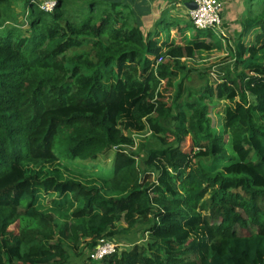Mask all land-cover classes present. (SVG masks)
I'll return each mask as SVG.
<instances>
[{
  "label": "trees",
  "instance_id": "16d2710c",
  "mask_svg": "<svg viewBox=\"0 0 264 264\" xmlns=\"http://www.w3.org/2000/svg\"><path fill=\"white\" fill-rule=\"evenodd\" d=\"M24 1L27 27L0 0V264H68L141 224L147 244L92 264H264V0H250L232 69L188 89L196 100L186 103L184 60L218 47L214 31L175 44L159 23L144 31L134 0H84L75 11L56 0L52 12ZM215 101H227L222 120ZM151 138L160 146L148 149ZM112 149V195L94 178L28 165ZM53 193L77 203L59 225L39 207Z\"/></svg>",
  "mask_w": 264,
  "mask_h": 264
},
{
  "label": "rangeland",
  "instance_id": "374dc122",
  "mask_svg": "<svg viewBox=\"0 0 264 264\" xmlns=\"http://www.w3.org/2000/svg\"><path fill=\"white\" fill-rule=\"evenodd\" d=\"M83 1L84 0H80V1L72 0L71 1L72 10L75 11L78 9V7L81 6H83L84 8L85 2ZM85 1L88 2L91 0H85ZM95 1L100 2L101 0H95ZM24 3H25L24 0H12L14 16L17 18V21L20 25H24L25 27H27L28 25L23 17V10L25 8ZM247 3L250 5V0H247ZM236 28L237 27L235 25H230V28L229 29L227 28L228 31L226 29V31L230 35L229 37L230 40L231 41L233 40L232 43H236L237 40V34H235L234 32L235 30H237ZM187 30H188L187 37L191 38L192 35L196 34L197 29L193 25H190L187 27ZM219 37H218V42L220 43L217 45L218 47L214 48L211 51H205V50L198 51L192 59L184 60L185 66H187L188 68L185 70L186 71L190 70L192 73H190L188 79L185 78L187 91L182 95L181 102L186 103L187 101L196 100V96L190 97V95L188 94L189 91L188 89L190 90L193 89L198 91L207 84H214L217 81H220L221 78H223L226 75V73L232 69L233 58H231L229 53H227L230 52V44L232 43L229 42L227 37L226 38H219ZM167 39L175 44H179L182 41L186 43L188 41L185 40L182 35L178 34L175 29H173V32L169 35ZM211 40L213 41V38H211ZM73 51H78V50L73 49ZM183 75H181L182 78H184ZM226 104L227 101L213 102L211 107L212 116H214L216 119L221 118L222 120L224 116L223 111ZM172 123L173 120H168L166 122L167 125H170ZM219 130L221 132L222 128H220ZM134 136H136L137 142H139L143 138L142 135L137 134V132L135 131H134ZM225 136L226 138L228 137L227 134ZM159 146L160 143L156 139L153 138L150 139L148 144V149L157 148ZM148 149L142 151L140 154V163L142 164L143 168L145 167L143 162L145 158H147ZM114 155H115V149H112L108 153L101 154L95 160H80V159L72 160L70 158L61 157L57 159V161L33 160L31 162H28V165L31 167L33 172L40 175H48L52 173L53 170H60L65 177H72L76 179H81L83 181L94 178L96 179V182L99 185H101L104 194L112 195L114 193V190L110 187V183L108 182V180L112 176ZM200 162L202 165L209 168L211 166L216 165L215 164L216 161L210 158H201ZM76 206L77 203L72 201L71 199H68L65 196L63 197L58 196L57 194L54 193L43 194L39 198V207L44 211L54 213L56 216L57 225H59L62 222V220L69 217L70 213L73 211V209ZM146 227L147 225L141 224L138 226L137 230L131 235L120 236L119 239L120 242L122 243L120 249L130 248L132 247L133 244L137 242H140L141 244L142 243L147 244L148 233L144 231ZM11 229L17 230V225L13 226ZM232 230L233 229L231 227H226L224 224H221L220 226V231L222 233H230L232 232ZM238 231L240 232L241 229L238 228ZM86 251L82 256L80 255L81 257H73L68 264H92V262L89 259L90 250H88L87 252Z\"/></svg>",
  "mask_w": 264,
  "mask_h": 264
},
{
  "label": "crops",
  "instance_id": "0c3cea01",
  "mask_svg": "<svg viewBox=\"0 0 264 264\" xmlns=\"http://www.w3.org/2000/svg\"><path fill=\"white\" fill-rule=\"evenodd\" d=\"M134 1L135 2H133V4L134 7L136 8L135 11L137 12V14L140 15V19L143 24L142 28L144 29L145 32L153 30L156 26H158L159 23V28L162 31L163 40L171 42L167 38L173 32V29H175L178 34L182 35L185 40H190L193 38L194 35H192L191 38L187 37L188 30L186 27V25L191 21L190 10L189 8H187L186 2L191 0H134ZM221 1L224 4L223 17L225 19V29L227 28L229 29L230 25H235L237 27L236 28L237 30L234 29L235 31L234 30L233 31L235 32V34L238 35L243 29L242 20L244 19V17L247 16L249 4L247 3V0H221ZM139 3L140 5H138ZM180 27H183V30H181ZM258 30L259 29H253L252 31H250L249 32L250 37L252 38L258 32ZM227 35L229 38L230 35L228 32ZM218 37L215 38L218 39ZM206 40L211 41V38L206 37ZM228 40L231 43L233 42V40L231 41L230 38ZM183 43L184 42L182 41L179 44H183ZM116 240L120 242L119 238L118 239L116 238Z\"/></svg>",
  "mask_w": 264,
  "mask_h": 264
},
{
  "label": "built area",
  "instance_id": "2783aa9c",
  "mask_svg": "<svg viewBox=\"0 0 264 264\" xmlns=\"http://www.w3.org/2000/svg\"><path fill=\"white\" fill-rule=\"evenodd\" d=\"M196 3V8L190 10L193 25L199 30H212L220 38L228 37L223 17L224 4L221 0H191ZM56 0H43L40 7L48 12L54 11ZM49 7L51 10H49ZM122 244L115 239H102L95 248L90 250L89 258L93 261L101 260L120 250Z\"/></svg>",
  "mask_w": 264,
  "mask_h": 264
},
{
  "label": "water",
  "instance_id": "95a60500",
  "mask_svg": "<svg viewBox=\"0 0 264 264\" xmlns=\"http://www.w3.org/2000/svg\"><path fill=\"white\" fill-rule=\"evenodd\" d=\"M186 6L189 8V10H192L196 8V3L194 1H188L186 2Z\"/></svg>",
  "mask_w": 264,
  "mask_h": 264
},
{
  "label": "clouds",
  "instance_id": "9594fccd",
  "mask_svg": "<svg viewBox=\"0 0 264 264\" xmlns=\"http://www.w3.org/2000/svg\"><path fill=\"white\" fill-rule=\"evenodd\" d=\"M49 10H51V8L49 7Z\"/></svg>",
  "mask_w": 264,
  "mask_h": 264
}]
</instances>
